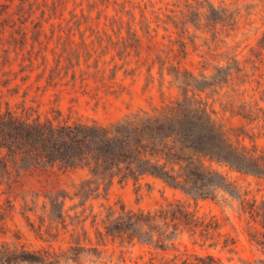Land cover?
Returning a JSON list of instances; mask_svg holds the SVG:
<instances>
[{"label":"trees","instance_id":"1","mask_svg":"<svg viewBox=\"0 0 264 264\" xmlns=\"http://www.w3.org/2000/svg\"><path fill=\"white\" fill-rule=\"evenodd\" d=\"M137 1L73 0L72 20L65 25H53L50 35L44 24L52 16H64L70 0H10L0 4V188L11 192L24 174L37 170L87 173V179L72 195L61 191L44 196L42 204L35 200L30 206L25 202L21 215L42 245L28 247L19 238L13 243L0 242V264L96 262L103 259L107 251L101 248L109 243L120 248L140 245L149 249L152 258L148 264H223L213 255L189 253L186 246L181 251L185 236L200 247L217 246L221 241L224 248L235 244L234 239L222 234V225L215 216L200 215L185 202L168 203L153 211L128 209L118 202L104 207L102 219L93 215V206L87 207L91 201L107 196L116 182L137 185L145 180L159 181L194 200H216L228 195L239 203L240 217L250 219L249 236L264 248V201L258 204L249 199V194L229 178V173H236L264 181V149L243 129L222 126L214 117L208 97H203L219 95L230 87L231 106L239 103L243 108L238 115L264 128V108L260 106V102L264 103L262 51L253 49L247 61L252 65V74L232 57L226 67L216 68L212 75H197L184 66L188 27H204L218 38L226 31L224 17L233 14L226 8H216L210 0H172L173 8L167 4L158 9L152 0ZM84 4L87 13L82 9L80 15L76 14V9ZM99 6L112 7L113 16H136L134 11L139 9L145 24L144 37L150 40V56L156 43L146 16H156L158 26L162 23L177 30L178 39L169 40L167 56L157 55L153 64H160L161 79L165 72L171 77L178 96L164 100L160 106L131 113L111 125L65 119L58 106L44 115L40 105L35 107L27 102L32 86L26 88L21 102L13 104L11 99L18 96L35 72L39 73L37 83L46 79L47 87H56L68 76L74 84H83L90 78L105 81L106 71L99 68V62L111 51L116 52L114 60L123 61V66L130 64L131 57L139 58L137 63H141L143 40L131 22L126 23L127 37L120 36L125 24L122 17L110 21L111 27L118 28L116 42L106 32L92 28L87 30L88 38L86 32L81 34L80 44L72 40L75 31L81 29V21H87L86 16ZM56 37L63 51L53 49L55 62L49 66L46 53ZM88 39H92L89 44ZM11 53L16 55L14 61H19L18 72L7 71L14 62ZM82 58L87 70L78 71ZM91 69L96 71L90 72ZM256 76L257 80H252ZM18 79L22 84L11 87ZM253 82L257 88L247 102V90L241 88ZM247 139L252 145L246 144ZM16 210L15 202L8 200L0 212V222ZM89 219L97 242L91 238ZM252 222L259 223L263 232L256 230Z\"/></svg>","mask_w":264,"mask_h":264},{"label":"rangeland","instance_id":"2","mask_svg":"<svg viewBox=\"0 0 264 264\" xmlns=\"http://www.w3.org/2000/svg\"><path fill=\"white\" fill-rule=\"evenodd\" d=\"M8 1L10 0H0V4ZM210 1L216 8H226L233 16L224 17L226 22L224 24L227 26L225 27L226 31L218 38H215L204 27H188L189 33L184 40L187 43L188 56L184 61V66L197 75L202 72L210 76L216 68L226 67L229 62L228 58L235 57L252 74V65L247 63L252 57V50H261L264 58V47H262L264 44V0ZM134 2L139 1L134 0ZM152 2L156 4V9L164 8L167 4H169V8H173L172 0L164 2L152 0ZM77 3H80V0ZM82 9H85V13H87L86 4L77 8L75 13L80 15ZM74 10L75 4L73 0H70L64 16H52L44 24L46 32L50 35L53 25L58 26L60 23L65 25L71 21L73 17L71 12ZM100 11H103L101 16H99ZM134 13L136 16H113L115 12L112 7L106 9L105 6H99L90 16H86L88 17L87 21H81V29L75 31L76 35L72 40L76 44H80L82 42L81 34L86 32L85 38H88L90 32L87 30L92 28L101 33L106 32L116 42L118 40V35H116L118 28L111 27L110 21L114 17H122L125 24L120 36L127 37L126 23L131 22L133 29L138 31L143 40V49L140 55L141 63H137L139 58L131 57L128 60L130 64L123 66V61L118 58L114 60L116 52L111 51L99 62V68L106 71L105 81L90 78L83 84H74L68 76L56 87H47L46 79L37 83L36 77L39 73L35 72L27 84L20 89L18 96L11 99L12 103L21 102L26 88L32 86L28 91L27 102L35 107L40 105V112L44 115L51 108L58 106L65 119L111 125L131 113L160 106L164 100L177 97L178 91L171 85V77L165 72L164 79H161L160 64H153L157 55H161L163 58L167 56L168 48H170L169 40L178 39L177 30L171 25L167 27L162 23L158 26V23L155 22L156 16H146L151 22L153 42L156 43L155 51L150 56V52H148L150 40L144 37L145 24H142L140 10L135 9ZM77 17L81 18L82 16ZM161 17L162 19L165 18L164 16ZM203 24L205 25V22ZM222 27L220 25L219 29ZM165 28H168V31ZM91 41L92 39H88L87 43L89 44ZM57 46L56 37L50 43L46 53L49 66H54L55 62L53 49L59 53L63 51L62 47L58 46L57 48ZM176 49L177 47L174 48V50ZM77 50L79 49L77 48ZM10 58L14 61L15 53H11ZM90 64L93 65V61H90ZM80 65L78 71L87 70V63L84 58L80 60ZM115 68L117 70H114ZM19 69V61H14L13 65L7 68V71L18 72ZM95 71V69L90 70V72ZM256 78L257 76L253 77L252 80H257ZM17 84L20 85L22 82L18 79L11 87ZM262 85L264 86V80ZM256 88L255 82L241 88V90H247L245 97L247 102L250 101V97L254 94L253 90ZM203 97H208V103L214 117L222 126L226 129H243L249 136H254L255 143L264 149V128L260 127L261 124L258 126L251 124L241 115H238L243 108L239 103H234V108L231 106L233 94L230 87H226L219 95L211 94L203 95ZM256 99H260V94L256 95ZM260 106L264 108V103L260 102ZM246 144L252 145L250 139L246 140ZM229 178L249 194V199L257 200L258 204L264 201L263 180L236 173H229ZM86 179L87 173L82 170H37L24 174L11 192L7 191L6 188H0V212L7 205L8 200L15 202L17 207L14 213L9 214L3 222H0V242L13 243L17 242V238H19L20 242L28 247H40L42 244L37 241L28 221L21 215V207L24 206L25 202L32 206V202L35 200L42 204L45 200L44 196L49 193L66 191L72 195L76 192L77 186ZM176 201L185 202L200 215L215 216L222 225V234L235 241L233 246L227 248L223 247V241L217 246L210 247L207 244L200 247L193 245L188 236H185L181 251H184L186 246L189 253L213 255L220 259L223 264H264L263 246L257 244L248 234L247 222L250 219L240 217L239 203L228 195L221 196L216 200H194L179 191L166 187L159 181L145 180L137 185L133 182L123 184L116 182L110 188L107 196L102 195L98 200L91 201L87 207L90 209V206H93V215H99L102 219L105 215L104 207L115 206L118 202H122L128 209L153 211ZM75 203H78V200ZM70 205L72 203H69ZM90 211L87 214H90ZM31 220L34 221L35 218L31 216ZM91 221L92 219L88 220L87 226L91 238L97 242L95 231L91 228ZM251 225L256 230L263 232L259 223L252 222ZM101 249L107 251L103 259L96 262L87 260L84 264H148L152 258L149 249L140 245L120 248L118 244L109 243L107 247ZM155 262L158 263L157 260Z\"/></svg>","mask_w":264,"mask_h":264}]
</instances>
